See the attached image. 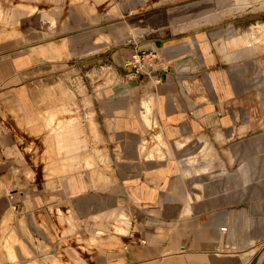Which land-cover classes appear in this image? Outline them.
Listing matches in <instances>:
<instances>
[{
    "label": "crops",
    "instance_id": "obj_1",
    "mask_svg": "<svg viewBox=\"0 0 264 264\" xmlns=\"http://www.w3.org/2000/svg\"><path fill=\"white\" fill-rule=\"evenodd\" d=\"M78 13L67 15L61 36L0 57V264H52L60 251L74 260L72 248L52 240L42 215L53 224L50 209L71 208L76 233L84 236L88 217L116 210L120 218V202L132 226L101 242L91 264H264V51L223 26L173 30L158 13L147 18L156 30L129 37L134 19L128 25L104 13ZM234 24L241 29L245 21ZM148 51L157 55L146 57L142 70L126 65ZM103 58L120 79L102 98L94 96L91 127L98 123L109 140L111 169L95 148L93 157H83L81 123L57 117L59 111L45 119L55 170L61 156L64 166L97 163L44 177L30 157L22 160L13 137L6 144L4 114L12 118L22 108L35 117L41 90L69 89L63 82L42 84L38 75L52 80L75 70L73 59L100 70ZM49 96L45 106L68 101ZM155 137L170 147L180 143L173 148L177 160L169 159L170 147H160L166 158L150 156L156 148L143 144ZM201 138L210 141L213 155L204 171L188 174L192 165L181 158L193 151L189 142Z\"/></svg>",
    "mask_w": 264,
    "mask_h": 264
},
{
    "label": "rangeland",
    "instance_id": "obj_2",
    "mask_svg": "<svg viewBox=\"0 0 264 264\" xmlns=\"http://www.w3.org/2000/svg\"><path fill=\"white\" fill-rule=\"evenodd\" d=\"M121 11L122 13H120ZM70 13H78L86 18L104 13L106 16H114L117 20L123 21V24L126 22L128 25L129 21L134 19L137 23L128 26L129 37L156 30L155 24H153L154 27L148 25L147 18L159 13L163 15L160 18L166 21V28L180 30L191 25V29H196L205 26V24L213 27L223 26L227 27L228 33L246 34L253 44L264 51V0H0V57L9 55L20 47L27 49L61 36L68 30L66 17ZM238 19H244V28H236L234 22ZM102 36L101 40H109L108 35L106 39ZM75 60L77 59L70 62V65L73 64L71 68L75 70H68L64 75H54L52 80L46 79L44 75H38V81L42 84L47 81L63 82L69 84V89L66 92L41 90L42 95L40 94L38 99L39 104L43 106L39 107L35 117L28 116V113L22 108L19 112H13L12 118L8 114H4L6 144H11L7 136L13 137L14 146L20 148L22 160L30 157L32 162L42 169L44 177L72 172L83 166L91 167L97 163L95 161V164L89 166L82 159L83 162L75 160L64 166L61 156L58 161L61 171L55 170L57 155L50 147L51 127L46 125L45 119L51 113L59 111L61 112L57 117L72 116L78 123H81L83 127L81 136L87 139L86 148H80L84 149L83 157H93L92 150L95 148L101 165L111 169L109 140L106 139L103 131L99 130L97 122L95 130L91 127V119L95 120L93 98L95 95L102 98L103 89L120 78L115 70L108 66L105 58L101 61L100 70H91L92 63L82 62L83 64H79L80 62L77 63ZM261 62L264 64V55L261 57ZM52 93H59L60 97L67 98L68 101L60 106H45L46 100ZM64 93L67 95L65 96ZM154 129L157 136L159 129L158 127H154ZM143 145L146 150L149 146L156 148L155 154L150 150L153 153L151 157L155 158L164 156L166 158L164 150L168 151L170 147V144L164 143L163 147L166 149L162 151L158 148L156 137L149 139ZM179 145L180 143H177L176 147H180ZM187 146L193 148V151L190 150V154H185V158L181 159L191 164L193 169L186 173L191 174L195 170L204 171L203 163L213 155L210 141L201 138L189 142ZM117 147L120 148L119 143H117ZM176 147H170L169 150L171 157L169 159L173 161L177 160L173 159ZM158 149L161 150L160 156L157 155ZM143 152L145 151L141 153ZM197 166L201 167L197 168ZM124 205V202H120L119 210L122 213L120 218L117 217L116 210L110 214L105 212L95 217H88L85 220L84 236L76 233L79 225L73 217L71 208H68L67 211L63 208L50 209L53 224H50L47 218L42 215V225L52 240L59 242L62 248H72L75 255L78 256L73 260L70 255L60 251V256L57 255V258L51 261L52 264H77L80 260L83 264H91L94 252L100 249L101 242L112 240L115 236H119V233L129 232L132 220L128 217L125 219L127 208ZM124 225H127L128 228L125 232H121L118 226ZM67 226L70 228L68 233L63 229ZM93 228L96 230L95 233H93ZM101 229L102 232H99ZM91 236H96L93 239L94 242L90 241ZM55 259L57 260L55 261ZM48 260L50 261V258Z\"/></svg>",
    "mask_w": 264,
    "mask_h": 264
},
{
    "label": "built area",
    "instance_id": "obj_3",
    "mask_svg": "<svg viewBox=\"0 0 264 264\" xmlns=\"http://www.w3.org/2000/svg\"><path fill=\"white\" fill-rule=\"evenodd\" d=\"M156 55H157V52H151V51H148V52H142V53H139V54H137V55H135L131 60H128V61H126V65H128V66H133L135 69H136V71H140V70H142L143 69V67H144V59L146 58V57H156ZM226 227H224V229H225Z\"/></svg>",
    "mask_w": 264,
    "mask_h": 264
},
{
    "label": "bare ground",
    "instance_id": "obj_4",
    "mask_svg": "<svg viewBox=\"0 0 264 264\" xmlns=\"http://www.w3.org/2000/svg\"><path fill=\"white\" fill-rule=\"evenodd\" d=\"M158 139V148H160V147H163L164 146V142H162V140L161 139H159V138H157ZM153 155V153H151L150 154V156H152ZM127 225L125 226H118V229H120V231H126L127 230ZM100 232V231H99Z\"/></svg>",
    "mask_w": 264,
    "mask_h": 264
}]
</instances>
